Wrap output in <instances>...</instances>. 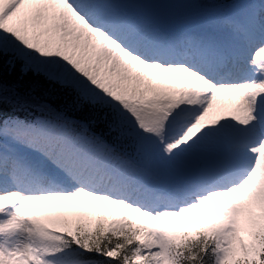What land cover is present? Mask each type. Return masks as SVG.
I'll return each mask as SVG.
<instances>
[{
	"label": "snow or ice",
	"instance_id": "obj_1",
	"mask_svg": "<svg viewBox=\"0 0 264 264\" xmlns=\"http://www.w3.org/2000/svg\"><path fill=\"white\" fill-rule=\"evenodd\" d=\"M0 264H264V0H0Z\"/></svg>",
	"mask_w": 264,
	"mask_h": 264
},
{
	"label": "trees",
	"instance_id": "obj_2",
	"mask_svg": "<svg viewBox=\"0 0 264 264\" xmlns=\"http://www.w3.org/2000/svg\"><path fill=\"white\" fill-rule=\"evenodd\" d=\"M18 67L19 66H17V70L11 76H6L9 83L19 82L22 87H30L34 89V95L37 98L51 104V106L58 111L64 112L70 119L88 122L91 118L92 113L88 110L75 106L72 102L71 94L66 93L59 85H55L42 77L38 78L32 73L24 76L22 80H18L20 75ZM91 130L99 135H104L105 138L111 140V138L106 135V129L102 123L96 122L92 124Z\"/></svg>",
	"mask_w": 264,
	"mask_h": 264
},
{
	"label": "rangeland",
	"instance_id": "obj_3",
	"mask_svg": "<svg viewBox=\"0 0 264 264\" xmlns=\"http://www.w3.org/2000/svg\"><path fill=\"white\" fill-rule=\"evenodd\" d=\"M189 2L199 3V4H208V3H215L223 6H234L240 3H243L244 0H234V2L224 3V0H189Z\"/></svg>",
	"mask_w": 264,
	"mask_h": 264
}]
</instances>
